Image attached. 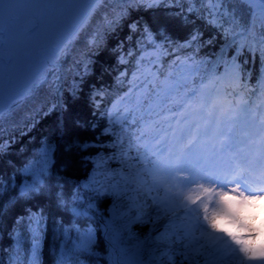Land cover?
<instances>
[{"label": "snow or ice", "instance_id": "obj_1", "mask_svg": "<svg viewBox=\"0 0 264 264\" xmlns=\"http://www.w3.org/2000/svg\"><path fill=\"white\" fill-rule=\"evenodd\" d=\"M229 186L264 192V0H0V264H264Z\"/></svg>", "mask_w": 264, "mask_h": 264}, {"label": "clouds", "instance_id": "obj_2", "mask_svg": "<svg viewBox=\"0 0 264 264\" xmlns=\"http://www.w3.org/2000/svg\"><path fill=\"white\" fill-rule=\"evenodd\" d=\"M201 200L208 204L212 230L229 236L250 256H264V192L216 187Z\"/></svg>", "mask_w": 264, "mask_h": 264}, {"label": "trees", "instance_id": "obj_3", "mask_svg": "<svg viewBox=\"0 0 264 264\" xmlns=\"http://www.w3.org/2000/svg\"><path fill=\"white\" fill-rule=\"evenodd\" d=\"M98 82H100V81L98 80ZM40 123H41V124H43V123H44V120H43V118L40 120ZM46 127H47V125H44V127H38V128L36 129V132H35V134H37V135H38L40 132L44 131Z\"/></svg>", "mask_w": 264, "mask_h": 264}]
</instances>
